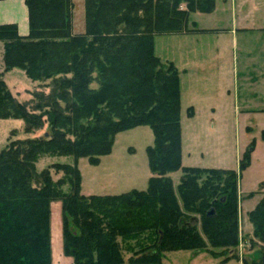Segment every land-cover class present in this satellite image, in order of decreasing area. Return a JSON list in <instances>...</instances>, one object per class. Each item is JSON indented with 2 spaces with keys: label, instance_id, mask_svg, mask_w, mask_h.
<instances>
[{
  "label": "trees",
  "instance_id": "trees-1",
  "mask_svg": "<svg viewBox=\"0 0 264 264\" xmlns=\"http://www.w3.org/2000/svg\"><path fill=\"white\" fill-rule=\"evenodd\" d=\"M25 1L27 36L16 24H0L3 61L51 90L36 91L28 107L0 73V118H22L27 132L48 120L52 132L14 140L0 153V264H52L54 200L62 201L64 252L75 264H162L165 251L237 246V183L254 142L238 170L184 167L179 71L162 67L155 53L157 35L191 32L189 15L212 12L216 0H85L83 33L73 32L72 0ZM138 126L154 133L148 187L82 194L78 159L99 164L118 133ZM44 153L75 163L56 166L64 176L54 181L49 169L36 171ZM178 170L175 188L169 174ZM223 178L224 187L217 185ZM120 242L132 251L127 262ZM242 264H264V249Z\"/></svg>",
  "mask_w": 264,
  "mask_h": 264
},
{
  "label": "rangeland",
  "instance_id": "rangeland-1",
  "mask_svg": "<svg viewBox=\"0 0 264 264\" xmlns=\"http://www.w3.org/2000/svg\"><path fill=\"white\" fill-rule=\"evenodd\" d=\"M72 1L74 3L72 29L74 33H78V31L85 29V0ZM218 4V9H220L222 0H218ZM216 20V16H208L203 12H192L189 15L187 27L188 30H192L197 26L198 23L196 22L198 21L201 26H211V24L217 23ZM173 35H157L155 53L159 56L162 67L167 68L171 63L170 60H173L181 70L182 135L185 143L191 145L195 150L192 157L195 156L196 160L200 159V163L197 165L238 170L240 161L238 154L242 156L244 149H247L252 141L254 142V148L251 151L249 164L243 169L237 183L238 245L212 247L208 243V248L196 251L202 254H199L196 259H192L193 262H191V256H189L190 252L165 251L163 264H240L238 261L241 262L244 257L253 259L258 257L264 249V217L261 216L264 212V206L258 208V205L264 199V107H246L248 109L246 112L238 114L236 107H227L220 104L218 106L214 105L216 110L212 111L209 108V103L214 102L217 104L216 102L221 101V97L216 90L218 89L217 85L222 82V74L215 67V63L208 64V62H205V66L202 65L201 69H206L207 72L202 71L203 75L200 74L198 69H194L192 65L194 60L201 59L194 56L193 52L198 49L194 48V41H199L198 39L215 40V38L207 34L199 38ZM3 52V44L0 42V73L6 86L20 103L32 107L36 101L34 93L38 90L49 93L50 87L47 84L45 86L39 81L32 80L20 68H6L3 61ZM241 56L240 54L239 58ZM197 76H206L207 79H198ZM49 82L50 80L46 83ZM92 85L94 87L98 86L96 82ZM191 106L195 108L193 114L188 113ZM248 126L250 128L247 129ZM51 132L48 120L45 121L43 126L27 132L22 118L13 116L0 118V153L14 140L45 137ZM153 143L154 133L152 129L149 126H139L118 133L111 153L102 156L99 164L90 163L87 157L79 158L78 168L82 177L81 193L84 195L119 194L132 189L143 190L147 188L149 176H152L148 163L147 147L153 145ZM74 163L75 159L71 155L59 156L44 153L40 155L36 162V171L40 173L45 169H49L52 179L57 181L64 176V171L62 169L58 170V168L56 170L55 167L64 164L73 165ZM169 176L173 180L174 187L177 188L183 172L178 170L170 173ZM224 179L217 185H225ZM65 189L67 190V186H64ZM50 210L52 248V223L55 246L57 224L61 226L62 238L64 235L62 201H52ZM254 212L256 213L254 214ZM193 217V223L201 231L200 215L193 214ZM121 245L124 251V259L127 262L132 255V251L130 252L127 249L126 244L121 243ZM218 260H221V262Z\"/></svg>",
  "mask_w": 264,
  "mask_h": 264
},
{
  "label": "crops",
  "instance_id": "crops-1",
  "mask_svg": "<svg viewBox=\"0 0 264 264\" xmlns=\"http://www.w3.org/2000/svg\"><path fill=\"white\" fill-rule=\"evenodd\" d=\"M218 8L219 4L218 0H216L214 10L206 13L208 16H216V24L201 26L199 21H195L198 24L190 30L191 32L177 33L173 36L199 38L207 34L215 38V40L198 39L199 41H194V48H198L193 52L194 56H198L201 59L194 60L192 65L194 69H198L200 74L203 75L202 71L206 73L207 70L201 69L202 65L205 66V62H208V64L215 63V67L222 74V82L217 85L218 89L216 90L217 94L221 97V101L216 102L217 104L214 102L209 103V108L212 111H215V107L220 104H224L227 107H236L238 114L246 112L248 110L246 107H264V0H222V7ZM0 24H16L18 33L22 36H27L30 32V26L26 1L0 0ZM84 30L78 31V33H83ZM240 54L242 55L241 58H239ZM170 61L179 71L182 104L181 70L175 61ZM197 78L207 79L206 76H197ZM36 84L38 85L39 83L37 82ZM189 108H192V112L195 113L194 106ZM245 145L247 146L248 144ZM245 150L246 148L243 153ZM194 153L195 150L191 145L185 143L182 135V165L184 167H204L197 165L200 163V159L196 160L195 156L192 157ZM238 155L240 160L242 156ZM219 169L229 168L223 167ZM61 231V226L57 224L55 246L52 223V264H75L71 256L64 254ZM180 251L190 252L189 256H191V260L196 259L199 254H202L201 252L190 250L166 252ZM164 255L165 252L162 257V264L164 262ZM259 256L253 259H258ZM218 261L221 262V260ZM238 263L242 264V261H238Z\"/></svg>",
  "mask_w": 264,
  "mask_h": 264
},
{
  "label": "water",
  "instance_id": "water-1",
  "mask_svg": "<svg viewBox=\"0 0 264 264\" xmlns=\"http://www.w3.org/2000/svg\"><path fill=\"white\" fill-rule=\"evenodd\" d=\"M212 212H214V210H211L209 213H212Z\"/></svg>",
  "mask_w": 264,
  "mask_h": 264
}]
</instances>
